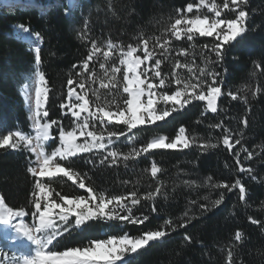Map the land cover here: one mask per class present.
<instances>
[{
  "label": "trees",
  "instance_id": "16d2710c",
  "mask_svg": "<svg viewBox=\"0 0 264 264\" xmlns=\"http://www.w3.org/2000/svg\"><path fill=\"white\" fill-rule=\"evenodd\" d=\"M22 1L30 2L20 4ZM189 2L193 0H77L73 8L69 7V0L0 2V133L6 134L8 130L29 133L31 130L21 89L33 74L34 52L16 34L17 28H29L28 34L32 37L35 32H40L43 37L40 44L42 70L50 89L46 107L51 119H60L59 103L66 98L67 79L79 70L72 66L79 65L86 57L90 39L98 43L111 39L126 45L135 44V37L141 33L146 36L160 35L174 10L185 7ZM245 10L249 12L248 30L226 46L224 59L216 66V71L223 75L225 91L239 92L245 85L264 88V0H247ZM211 39L201 37L196 44L202 45ZM191 43L173 41L172 47L188 48L189 55L181 59L191 62ZM196 63L203 66L198 54ZM256 64L261 67L256 68ZM161 67L170 72L171 62L166 61ZM95 69L101 72L98 64ZM182 71L186 73V70ZM104 91L101 89L102 93ZM219 105L221 111L217 114L202 116L203 102L193 101L184 110L174 112L166 121L133 130L136 134L133 143L137 148L158 135L173 138L178 128L184 126L187 134L195 136L198 143L205 139L218 143L215 149L200 150L198 146H193L183 150H153L136 161L128 162L127 167L123 162L111 167L98 164L93 167L84 163L83 159L74 158L72 167L87 173V182L109 193H121L135 187L143 194L154 190L158 182H163V192L168 200L163 197L157 199L158 213H150L151 202L142 201L135 212L137 215H150L149 221L140 226L129 225L123 231L135 235L143 229L161 225L168 218L179 221L184 211L192 208L190 224L172 232L163 242H153L134 254L131 264H228V250L233 252L234 264H264V92L256 97L249 96L247 105L231 101L227 96L221 99ZM244 117L248 120L246 127L241 123ZM221 121L232 129L237 138L243 132V146L254 153L251 160H244L246 153H241L244 166L253 169L250 175L238 173L239 166L233 154L218 142L220 130L209 127ZM61 123L67 126L70 121L65 117ZM122 127L116 125L113 130ZM132 146L123 137L114 145L124 152ZM51 147L48 146L49 150ZM240 147L236 145L233 152ZM31 158L23 150H0V196L13 209H25L28 215L22 220L29 227L33 223L30 203L33 181L26 168ZM153 161L162 169L157 178L144 171L150 168ZM208 176L213 177L214 183H231L240 178L246 187L245 200H239L236 189L226 194L221 205L201 214L198 205L211 207L219 193V190H210L205 186ZM123 181L128 183L122 184ZM185 181L190 183L185 184ZM193 181L195 184L191 183ZM50 183L62 194L86 195L84 190L66 178L57 177ZM205 196L209 199H203ZM192 200L197 201V206L189 204ZM249 217L262 223L253 224ZM237 230L242 232L239 242L234 239ZM120 233L121 230L112 223L90 222L89 227L65 234L56 247L83 245L91 239L104 238L105 234ZM185 234L192 237L191 243L183 240Z\"/></svg>",
  "mask_w": 264,
  "mask_h": 264
},
{
  "label": "snow or ice",
  "instance_id": "6c2138e0",
  "mask_svg": "<svg viewBox=\"0 0 264 264\" xmlns=\"http://www.w3.org/2000/svg\"><path fill=\"white\" fill-rule=\"evenodd\" d=\"M246 4L247 0H193L185 7L174 10L160 35L146 36L141 33L135 37V44L126 45L111 39L101 43L90 39L86 57L79 65L72 66L79 70L67 79L66 98L59 103L60 119L49 117L46 105L50 89L42 70L40 47L43 37L40 32L32 34L38 42L31 49L34 52V104L29 94L25 93L31 130L29 133L22 130L0 133V150H23L32 157L26 168L33 181L30 193L33 208L31 227L22 219L19 224L13 225V218H23L28 213L24 208L8 206L0 196V224L11 225L31 242V247L23 251L18 259L14 258L15 264H131L134 254L153 242H163L172 232L191 223L189 213L192 208L189 207L179 221L168 218L161 225L143 229L135 235L123 231L129 225L140 226L149 221L150 215H137L135 212L142 201L151 202L150 213H158L157 199L163 197L168 200L163 192V182H158L154 190L143 194L135 187L121 193H109L87 182L88 174L74 169L72 164L75 158L83 159L84 163L93 167L97 164L111 167L121 162L127 167L128 162L136 161L153 150H183L193 146H198L200 150L217 148L218 143L207 139L198 143L195 136L187 134L184 126L178 128L173 138L158 135L137 148L133 143L136 138L133 130L166 121L174 112L184 110L193 101L203 102V116L221 111L219 102L225 96L247 105L249 96L256 97L264 92V88L252 85H245L239 92L225 91L223 75L216 71V66L221 64L227 52L226 46L248 30ZM20 30L30 32L23 26ZM201 37L212 39L197 45L196 41ZM173 41L192 42L189 45L193 50L191 62L181 59L189 55V49L174 48ZM197 54L203 66L196 63ZM166 61L171 62L170 72L161 67ZM97 64L100 73L95 69ZM255 66L261 67L260 64ZM101 89L105 91L102 93ZM65 117L70 121L67 126L61 123ZM241 123L246 127L247 117ZM116 125L123 127L113 130ZM209 127L220 130L218 142L233 154L239 166L238 173L250 175L253 169L244 166L241 153H246L244 160H251L254 153L243 146V132L237 138L223 121ZM122 137L133 145L127 152L114 147ZM49 145H52L50 150ZM236 145L241 147L233 152ZM144 171L157 178L162 169L153 161L150 168ZM57 177L71 181L86 195L70 196L57 191L50 183ZM252 178L255 179L254 176ZM189 183L185 181V184ZM191 183L195 184L194 181ZM205 186L210 190H219V193L211 207L198 205L201 214L221 205L226 194L236 189L239 200H245L246 187L240 178L231 183H214L213 177L208 176ZM203 199L208 200L209 197ZM189 204L197 206V201H189ZM249 220L253 224L262 223L252 217ZM90 222L112 223L121 233L105 234L104 238H94L83 245L57 249L56 244L65 234L89 227ZM234 239L241 241L240 230L235 231ZM183 240L191 243L192 237L185 234ZM227 261L234 264L231 250L227 252Z\"/></svg>",
  "mask_w": 264,
  "mask_h": 264
},
{
  "label": "rangeland",
  "instance_id": "374dc122",
  "mask_svg": "<svg viewBox=\"0 0 264 264\" xmlns=\"http://www.w3.org/2000/svg\"><path fill=\"white\" fill-rule=\"evenodd\" d=\"M0 2L5 3V0H0ZM76 3H77V0H69V7L73 8L76 5ZM16 34L20 37L21 40L26 41L27 44H29V41H31L32 42L31 45L29 44L31 49L34 48L36 44L38 43L34 37H32L28 33L22 32L20 28L16 29ZM34 87H35L34 79L32 78V74H31V76L28 77L26 84L21 89V96L23 98L26 110L28 112V116H30V112H29V105H28L25 93L27 92L29 94L34 104V97H35ZM29 121L31 124L32 122L30 119ZM21 219H22L21 217H18L19 223ZM20 256H21V253H16L10 249L0 247V264H15L14 258L18 259Z\"/></svg>",
  "mask_w": 264,
  "mask_h": 264
},
{
  "label": "bare ground",
  "instance_id": "6f19581e",
  "mask_svg": "<svg viewBox=\"0 0 264 264\" xmlns=\"http://www.w3.org/2000/svg\"><path fill=\"white\" fill-rule=\"evenodd\" d=\"M29 2L30 1H22L20 4H28ZM18 223V217L13 218L12 224L15 225ZM0 247L10 249L16 253H22L26 251L27 248L31 247V242L18 234L11 225L0 224Z\"/></svg>",
  "mask_w": 264,
  "mask_h": 264
}]
</instances>
